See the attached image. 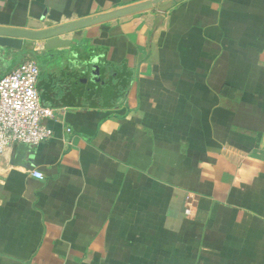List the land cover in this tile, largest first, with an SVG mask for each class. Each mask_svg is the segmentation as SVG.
<instances>
[{
	"label": "crops",
	"instance_id": "obj_1",
	"mask_svg": "<svg viewBox=\"0 0 264 264\" xmlns=\"http://www.w3.org/2000/svg\"><path fill=\"white\" fill-rule=\"evenodd\" d=\"M146 1L0 0L63 113L0 154V264H264V0Z\"/></svg>",
	"mask_w": 264,
	"mask_h": 264
},
{
	"label": "built area",
	"instance_id": "obj_2",
	"mask_svg": "<svg viewBox=\"0 0 264 264\" xmlns=\"http://www.w3.org/2000/svg\"><path fill=\"white\" fill-rule=\"evenodd\" d=\"M39 77L38 64L28 60L0 80V154L15 144L34 147L53 137L45 122L63 113L41 104ZM32 175L40 180L44 178L40 172ZM194 203L188 202V217L195 215Z\"/></svg>",
	"mask_w": 264,
	"mask_h": 264
},
{
	"label": "water",
	"instance_id": "obj_3",
	"mask_svg": "<svg viewBox=\"0 0 264 264\" xmlns=\"http://www.w3.org/2000/svg\"><path fill=\"white\" fill-rule=\"evenodd\" d=\"M177 0H149L146 2H142L141 4L128 8L127 10H123L120 12L119 16H125V15H131L139 12H143L146 10H149L151 8H154L156 6H160L165 3L175 2ZM105 21L103 17L94 18L93 20L85 21L81 24V26H90L98 23H102ZM47 34H40V33H32V32H26L25 37L26 38H45ZM0 46H9L13 48H17L20 46V48L23 46V40H16L12 38H0ZM85 63L90 64L93 66V69L100 72L101 65L99 64V60L96 58H92V56H85ZM101 74V73H100Z\"/></svg>",
	"mask_w": 264,
	"mask_h": 264
}]
</instances>
